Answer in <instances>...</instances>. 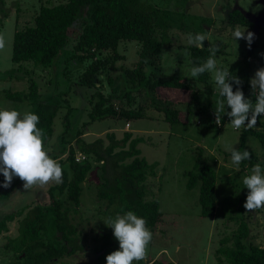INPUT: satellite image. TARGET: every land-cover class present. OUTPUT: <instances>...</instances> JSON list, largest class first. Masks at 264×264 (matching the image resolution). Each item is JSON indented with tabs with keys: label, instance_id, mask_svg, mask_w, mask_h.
I'll return each instance as SVG.
<instances>
[{
	"label": "rangeland",
	"instance_id": "rangeland-1",
	"mask_svg": "<svg viewBox=\"0 0 264 264\" xmlns=\"http://www.w3.org/2000/svg\"><path fill=\"white\" fill-rule=\"evenodd\" d=\"M142 1L159 10L160 17L168 24L169 38L157 63L144 68L146 77L155 71L167 77L176 75L195 78L191 76L189 59L190 47L193 45L188 44L187 35L198 32L208 35L207 41L200 48L217 46V66L229 67L230 72L240 80L244 77V72H248L250 81L254 73L264 67V0ZM55 3L56 0H4L7 17L3 18L0 13V34L5 37V47L0 49V109L17 110L21 116L29 112L31 106L27 100L10 102L3 96L5 93L27 95L30 80L36 83L41 101L58 104L54 133L44 149L61 165L68 177L71 175L68 153L70 147L75 145L74 137L78 131L83 132L82 139L87 142L104 138L106 133H114L120 140L123 130L131 127L130 132L143 139L137 149L140 151L139 157L148 164H156V176L147 178L146 184L158 200L162 217L156 229L151 231L152 240L147 246L145 259L134 261L133 264H146L152 260L171 261L175 264H228L225 257L217 251L233 246L232 238L237 234L241 221H245L249 228L248 237L242 239V243L264 248V208L247 212L243 207L248 190L244 188L241 178L249 175L251 168L248 164H240L238 168L232 165L228 151V148H239V133L230 127L217 129L196 124L198 117L202 116L199 111L207 107V99L203 94L192 101L189 100L192 96L188 92L162 89L157 96L152 95L151 91L138 89L135 79H127L124 75L127 69H133L138 63L139 45L136 41L119 42L117 54L122 58L113 63L114 68L109 73L95 74L94 85L83 83L84 74L92 61L102 62L110 58V55L96 54V60L87 58L79 62L73 51L72 41L54 67L42 69L32 62H26L18 68L11 62L15 30L32 25L40 6ZM234 10H239L246 17L247 25L230 22L229 13ZM237 26L241 31L247 30L254 34L250 48L245 40L235 41L232 36ZM10 74L20 78H14ZM209 74L215 84L212 74ZM195 85L196 88L203 89L199 83L195 82ZM127 91H130L131 97L136 95L137 106H148L146 111L149 115L159 118L130 122L105 119L89 123L95 101L93 96L97 92L111 96L115 100L113 107L122 109L127 108V96L124 95ZM217 91L209 101L213 110L220 99L219 90ZM119 97L124 101L123 104L116 102ZM172 102L177 108L189 112L188 117L186 116L188 124L170 125L161 119L156 107L164 108L169 103L172 105ZM188 102L191 105L186 106ZM245 148L257 157L256 163H261L264 167V150L256 136L249 135L246 138ZM198 157L200 166L195 169ZM202 164L210 166L216 172V212L212 218L200 215V181L196 180L191 189L186 186L190 178L189 172L197 174ZM97 180L95 171L87 175L81 185L80 206L77 212L70 213L78 245L82 250L71 256H64L54 264H97L102 234L108 231L103 223L106 220L103 215L106 202L97 199ZM56 185L58 184L49 183L25 192L23 184H20L7 200L0 201V220L7 215L16 214L22 207L36 203L48 204L49 189ZM16 191L20 194H14ZM52 194L64 208L72 209L66 192L53 190ZM22 217H16L14 221L7 223L8 231L0 234V264H20L16 253L5 245L8 238L16 237Z\"/></svg>",
	"mask_w": 264,
	"mask_h": 264
},
{
	"label": "trees",
	"instance_id": "trees-1",
	"mask_svg": "<svg viewBox=\"0 0 264 264\" xmlns=\"http://www.w3.org/2000/svg\"><path fill=\"white\" fill-rule=\"evenodd\" d=\"M0 13L3 18L7 17L4 0H0ZM229 19L233 24H248L246 17L238 10L231 11ZM1 23L0 19V25ZM70 41L74 42L73 51L79 62L87 58L96 60V54L110 55V58L102 62L92 61L84 74L83 83L86 85H94L95 74L109 73L114 68L113 63L122 58L117 54L119 42L136 41L139 45V60L133 69H127L124 72L125 77L130 80L135 79L138 89H144L145 92L151 91L152 95L159 96L162 89L188 92L192 96L189 100L192 101L196 100L200 94L205 95L207 107L199 111V115L202 116L198 117L196 124L200 122L201 126L214 127L211 121L215 114L209 101L218 91L209 73L187 78L176 75L167 77L154 71L145 76L144 68L156 64L163 46L169 43L168 24L160 17L159 10L152 4L142 0H56L55 4L42 5L34 16L32 25L15 30L11 62L18 68L26 62H32L33 65L42 69L54 67ZM207 49L190 47L191 66L206 60L210 55ZM243 75L241 89L244 96L255 102L248 72H244ZM10 76L20 78L15 74ZM195 82L199 83L203 89L196 88ZM235 89L236 86L233 84V90ZM124 95L127 96V108L118 109L113 107L115 100L111 96H104L97 92L93 96L95 101L90 112L89 123L105 119L129 122L152 118L146 111L148 106H137L135 94L131 97L130 91H127ZM3 98L10 102L27 100L31 106L29 112L39 117L37 127L44 132V145L51 139L59 106L54 102L41 101L38 87L33 80L28 83L27 95L5 93ZM117 101L122 102L120 97L116 99ZM189 105L191 103L188 102L186 106ZM176 106L172 102V105L169 103V106L164 108L156 107V111L161 114V119L170 125L188 124L189 120L186 116L189 112L178 109ZM225 111L230 109L226 108ZM236 132L239 133L240 142L237 150H247L245 143L249 135L256 136L264 150V119L261 117H258L255 127L251 129L241 127ZM82 136L83 132L76 133L75 145L70 147L68 153L71 175L68 177L63 171L62 183L49 189L50 202L46 205L36 203L22 207L16 214L7 215L0 220L2 235L3 232L8 231L7 223L14 221L16 217L23 216L19 221L16 237L8 238L5 245L16 253L20 264H54L56 260L82 250V247L78 245L77 232L71 222L70 213L77 212L82 193L81 185L91 171H95L98 175L95 188L97 199L106 202L103 213L106 219L132 211L146 220V227L151 231H154L161 221L158 200L153 196L150 186L146 184L147 178L156 176V164H148L139 157L140 151L137 149V145L143 139L133 138L130 132H124L120 140L114 133H106L104 138L99 137L90 142L82 139ZM74 150L85 156L84 162H75ZM250 153L251 159L243 161L242 166L248 164V167L252 168L256 164L257 157ZM199 162L200 157L195 169L200 166ZM189 176L186 185L189 189L194 187L196 180L200 181V215L205 218L214 217L216 172L210 166L202 164L197 174L189 172ZM3 182L4 178L0 174V184ZM20 184L23 182L15 178L9 188L0 187V201L7 200ZM53 190L60 193L66 192V197L73 206L72 209L64 208L52 194ZM248 234L247 223L241 221L237 234L232 238L233 246L219 249L217 253L223 255L228 264H264V248L242 243V239H246ZM116 250H119L118 241L114 238L112 229L108 228V231L102 234L97 264H106V256ZM146 264L175 263L152 260Z\"/></svg>",
	"mask_w": 264,
	"mask_h": 264
},
{
	"label": "clouds",
	"instance_id": "clouds-1",
	"mask_svg": "<svg viewBox=\"0 0 264 264\" xmlns=\"http://www.w3.org/2000/svg\"><path fill=\"white\" fill-rule=\"evenodd\" d=\"M247 33V34H246ZM235 41L243 39L249 48L254 34L247 30L241 31L237 26L232 32ZM208 35L204 32L188 33V44L203 47ZM5 47V37L0 34V49ZM210 55L203 63H194L191 76L198 77L211 73L220 99L214 110L216 124L221 123L223 113L227 115L234 129L241 127L251 129L257 125L258 117L264 116V67L259 68L250 78L249 84L255 102L245 98L241 89L242 81L230 72L229 67L217 66L219 48L215 45L208 47ZM233 84L236 86L233 90ZM230 109V111H225ZM39 117L31 112L23 116L17 110L0 109V174L4 182L0 187L9 188L15 178L23 182L25 192L34 187H43L49 183H62L63 170L61 165L52 159L44 149V132L38 128ZM231 163L235 167L251 159L248 150L228 148ZM242 184L248 190L246 202L243 204L247 212L264 208V167L256 163L249 175L243 176ZM14 194H20L19 191ZM107 228L112 229L113 236L118 241L119 250L106 256V264H133L143 261L146 249L152 240V232L146 227V220L128 211L114 218L108 217L103 221Z\"/></svg>",
	"mask_w": 264,
	"mask_h": 264
},
{
	"label": "built area",
	"instance_id": "built-area-1",
	"mask_svg": "<svg viewBox=\"0 0 264 264\" xmlns=\"http://www.w3.org/2000/svg\"><path fill=\"white\" fill-rule=\"evenodd\" d=\"M221 123L219 125L216 124V117H213L211 123L214 125L215 128L217 129H224L226 127H230L233 131H238L237 129L232 128L231 126H229L228 124L230 123V120L228 118L227 115H221ZM262 119H264V116H261ZM198 125H200V122H197ZM77 155H75V162L76 163H81L82 161H84L86 158L83 154L81 153H76Z\"/></svg>",
	"mask_w": 264,
	"mask_h": 264
},
{
	"label": "crops",
	"instance_id": "crops-1",
	"mask_svg": "<svg viewBox=\"0 0 264 264\" xmlns=\"http://www.w3.org/2000/svg\"><path fill=\"white\" fill-rule=\"evenodd\" d=\"M239 11V10H238ZM263 55V54H262ZM262 55H261V57H260V59L262 58ZM249 60H251V58H249ZM179 109V108H178ZM158 118V116H156V117H152V118H149V119H157ZM130 122V121H129ZM131 131V127H129V129H124L123 130V132H130ZM133 131H135V132H138V130H133ZM130 133H132V132H130ZM132 136H133V138L134 137H136L133 133H132ZM88 142H90V141H88ZM148 163V162H147Z\"/></svg>",
	"mask_w": 264,
	"mask_h": 264
}]
</instances>
